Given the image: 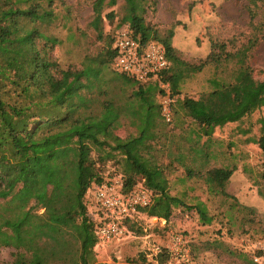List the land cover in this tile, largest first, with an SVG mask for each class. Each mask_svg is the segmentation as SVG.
<instances>
[{
	"label": "trees",
	"instance_id": "trees-1",
	"mask_svg": "<svg viewBox=\"0 0 264 264\" xmlns=\"http://www.w3.org/2000/svg\"><path fill=\"white\" fill-rule=\"evenodd\" d=\"M145 1L125 0L127 15L116 30L128 24L143 43L155 40L163 44L171 66L155 86L117 73L125 84L138 86L135 100L122 107L112 100L97 105L99 96L106 93L92 91L102 67L113 62L116 30L108 44L107 61L94 59L82 70H63L48 55V48L57 45L58 39L41 28L54 22L53 11L39 4L23 7V0H0V159L17 169L38 165L41 173L24 177L18 188L10 178L11 169L0 166V200L15 203L17 210L14 216L0 213V246L15 250L11 264H95L98 225L89 215L87 196L94 184L115 175H107L99 165L117 154L123 156V171L118 174L124 177L126 190L142 184L154 195L153 204L143 210L148 217L168 222L174 208L185 207L196 210L202 224L212 223L204 203L188 206L171 195L164 169L144 155L163 119L161 105L155 102L157 85L169 84L174 99L181 94L186 76L204 67L176 55L173 32L162 39L146 25ZM247 1L256 4L260 0ZM104 2L97 0L94 8L96 27L103 21ZM108 4L113 7L117 0ZM107 17L114 19L113 12ZM39 41L44 42L42 48ZM211 84L213 90L200 99L185 98L180 103L199 126V138L210 139L217 127L239 122L264 107V80H255L248 67H240L233 83L214 79ZM165 93L160 90L162 96ZM128 116L134 119L138 135L122 139L116 131ZM256 143L264 152V124ZM95 151L98 161L92 157ZM187 173L193 176L192 170ZM233 173L228 168L210 170L207 182L223 189ZM31 201L44 213L29 207Z\"/></svg>",
	"mask_w": 264,
	"mask_h": 264
},
{
	"label": "rangeland",
	"instance_id": "rangeland-1",
	"mask_svg": "<svg viewBox=\"0 0 264 264\" xmlns=\"http://www.w3.org/2000/svg\"><path fill=\"white\" fill-rule=\"evenodd\" d=\"M23 2V7L39 4L53 11L54 22L40 26L58 39L57 45L48 48V55L63 70H82L94 59L107 61L109 41L127 15L125 0H117L113 7L105 0L103 21L96 27L97 0ZM143 5L146 25L162 39L173 32L171 44L176 55L189 64L204 66L202 71L186 76L181 94L173 99L172 122L160 120L157 137L148 142L144 155L164 169L171 195L182 198L188 206L204 203L213 221L204 225L196 210L185 207L174 208L168 222L143 215L129 225V234L123 240L95 248V264H161L162 260L163 264H253L255 245L264 240V152L256 143L264 124V107L239 122L217 127L208 139L199 138V126L180 103L185 98L200 99L212 91L214 79L233 83L242 65L251 70L255 80H264V0L256 4L247 0H146ZM111 12L112 20L107 17ZM43 43L39 41L41 48ZM93 85L94 93H106L102 97L97 94V105L112 100L124 107L135 100L138 91V86L120 79L112 61L102 67ZM161 89L160 84L155 89V102L160 105ZM133 120L123 117L116 135L122 139L137 136ZM200 151L208 156L198 155ZM92 157L98 161L99 152H93ZM0 166L11 169L10 178L18 188L24 177L41 175L38 165L17 169L0 159ZM99 166L107 175L121 173L123 156L117 154ZM218 168L234 169L223 189L207 182L208 172ZM187 170H192L193 176ZM0 204V213L15 215V203L0 200ZM34 206L31 201L29 207L44 213ZM90 215L95 217L92 209ZM177 236L182 238L186 258L169 253ZM156 247L162 249L161 254H154ZM14 252L13 248L0 246V264L12 263Z\"/></svg>",
	"mask_w": 264,
	"mask_h": 264
},
{
	"label": "built area",
	"instance_id": "built-area-1",
	"mask_svg": "<svg viewBox=\"0 0 264 264\" xmlns=\"http://www.w3.org/2000/svg\"><path fill=\"white\" fill-rule=\"evenodd\" d=\"M113 50V68L116 73L127 76L139 83L158 81L163 72L171 66L163 44L157 41L143 43L134 36L128 24L115 32ZM165 90L162 98L161 115L167 123L173 120V98L169 84L160 82ZM87 202L95 215L97 223V245L111 244L123 240L129 234V225L143 215L144 209L154 202V195L142 184L126 190L121 174L107 176L100 184H94L87 196ZM147 216V215H146ZM162 253L160 247L154 248V254ZM169 253L176 258H186L181 237L173 238ZM253 264H264V240L255 245L252 256Z\"/></svg>",
	"mask_w": 264,
	"mask_h": 264
},
{
	"label": "crops",
	"instance_id": "crops-1",
	"mask_svg": "<svg viewBox=\"0 0 264 264\" xmlns=\"http://www.w3.org/2000/svg\"><path fill=\"white\" fill-rule=\"evenodd\" d=\"M206 161H207V160H206ZM7 264H11V263H8V262H7Z\"/></svg>",
	"mask_w": 264,
	"mask_h": 264
}]
</instances>
